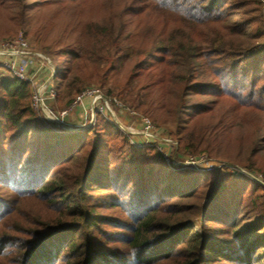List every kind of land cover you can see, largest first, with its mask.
Masks as SVG:
<instances>
[{"label": "trees", "instance_id": "1", "mask_svg": "<svg viewBox=\"0 0 264 264\" xmlns=\"http://www.w3.org/2000/svg\"><path fill=\"white\" fill-rule=\"evenodd\" d=\"M128 1L121 0L125 6L122 10L127 11L131 6ZM147 2H151L157 15H165L170 21H163L162 29L147 45H126L133 52L126 54L132 57V64L121 90L132 93L134 89H147L148 95L142 94V98L140 93L135 94L137 100L133 106L136 108L154 106L152 98L143 100V97L152 96L155 86L160 92L167 86L176 88L179 100L168 134L177 141L178 150L183 148L193 153L198 144L209 141L207 135L197 136L191 128L198 118L208 119L217 112L216 123L204 125L208 135L228 127L224 113L230 112L229 109L213 111V106L222 101L229 99L235 106L264 116L263 0ZM107 30L110 35L107 44L91 51H85L80 44L61 51L68 59L52 77L56 91L54 105L62 93L68 97L73 91L80 92L81 88L75 87L80 81L77 65L83 59L90 60L88 54L94 56L91 62L97 64L96 68H101L103 74L112 68L114 59H120L116 53L123 43L119 36L122 25L109 23ZM141 78L145 84L137 88V81L131 89L133 80ZM187 91L191 95H212L213 98L204 104L194 103L195 111L181 117L182 100ZM103 93L115 97L111 91ZM29 96L28 82L9 73L0 76V166L3 172L0 175V264L222 262L220 254L209 257L211 252L219 251L209 247L218 225L208 224L206 219L207 204L213 200V195L203 207L200 204L206 194L204 189L199 191V186L212 176V171L166 165L156 146H131L126 133L100 113H96L93 122L86 127L71 130L53 127L31 107ZM118 100L125 105L133 104L128 99ZM157 105L160 107L159 103ZM146 111L152 114L150 107H145ZM261 130L264 124L255 131L250 157L264 151ZM247 167L250 169L251 165ZM222 179L219 176L216 180L217 186ZM179 185L190 190L184 192ZM207 187H210L208 182ZM94 188L112 190L115 197L109 196L110 202L118 207L128 206L125 221L100 214L105 201L93 200ZM31 197L40 199L43 205L34 213L29 212L30 207H23V202ZM260 206V210H264ZM262 214L242 227L244 220L237 222L236 217H226L225 226H230V231L226 232L232 239L228 238L227 244L236 242L240 250L238 256L224 255L232 257L229 262L264 264V223L260 225V220L264 222V211ZM194 217L201 218L199 229H192L190 225ZM214 228L216 231L212 233L205 231ZM116 229L129 233H114ZM68 231L71 233L66 236ZM52 239H56L55 244L43 249ZM225 249L223 245L221 250Z\"/></svg>", "mask_w": 264, "mask_h": 264}, {"label": "rangeland", "instance_id": "2", "mask_svg": "<svg viewBox=\"0 0 264 264\" xmlns=\"http://www.w3.org/2000/svg\"><path fill=\"white\" fill-rule=\"evenodd\" d=\"M33 1L36 2L32 3ZM44 1L45 0H0V42L15 37H22L27 43L26 51L29 53L24 55L25 58H23L26 60V68L28 70L30 69L31 73L35 74L38 85L44 84L47 79H49L51 85H53L52 77L55 71L62 69L68 59L67 56H62L61 51L75 47L77 44L84 46L85 51H91L97 46L103 45V43L107 44L106 42L110 38L107 30L108 24L112 23L114 26H118V24L121 23L122 34L119 36L123 39V43L121 44L120 50L116 53V56L120 55V59H114L111 65L112 68H109V70L103 74L102 69H97V64L94 65L91 62L94 56L88 54L90 60H86L87 58L83 59L80 64L77 65V74L80 81H78L75 87L81 88V92L85 87L94 86L101 89L103 92L111 91L112 95L115 96V98L121 99V101L128 99L133 102L131 106L129 104H124V106L129 109L134 108L132 110H137V113L149 117L155 126L153 134L155 132V134H158L159 138L168 137L170 140L174 141L173 147L172 142H168V148H166V151L169 153L167 155L171 157L170 162H166L161 155L162 159L167 163H165L166 165L179 169L207 172L199 170L197 164H187L190 162L199 163L200 161L196 159L204 155L208 160L220 162L224 166L222 169L216 168L211 170L213 172L212 176L208 177L207 180L199 186V191L204 189V193L206 194L204 198L200 200V204L203 207L208 202L209 197L213 195V200L207 204L206 210L208 215L206 219L209 221L207 222L208 224L218 225V230L210 240L209 247H216L219 251L211 252L209 257H216V255L220 254V257H222L221 259H223L221 260L222 262H219L220 264H236L235 262H229L232 258L230 255L224 257L225 254L231 253L234 256H238L240 253L239 244L236 242H229L230 244H227V241H229L227 239H231V236L229 232H226L230 231V226H225L228 221L225 220L233 217L237 218V222L244 220L243 224L240 225V227H242V225H245L247 222L253 221V219L263 215L262 213L264 210H260V205L264 207V181L258 180L264 178V151L260 152L255 157H250L248 153L252 140L255 138V131L259 130V126L264 124V116L257 113L254 114L245 107L241 108L235 106V103L229 99L222 101V104L219 103V105L213 106V111L215 112L219 108L222 110L229 109L230 112L224 113L225 123L228 127L224 128V130L218 129L215 135H208L205 133L204 125L216 123L215 121L218 118L217 112L208 119L198 118L194 123L195 126L191 128L195 135L198 134L197 136L202 134L206 137L207 135L209 141H203L198 144L197 150L193 153L192 150L191 152L184 151L183 148L178 150L177 141L168 134V131L171 129L173 113L177 108L179 100L178 91L175 90L176 88L173 89L172 86H167L160 92L155 86L151 91L153 97H143V100L152 98L155 102L154 106L144 105L143 107H136L137 109L134 107L137 100L135 94L140 93L142 98V94L148 95L147 89H134L132 93L128 90H121V87L126 83L132 64V57L129 58L126 54H131L133 52L126 45L131 44V47L147 45L156 37L157 32L162 29L163 21L167 22L170 21V19L167 20L165 15H157L156 9L153 8L152 4H150L151 2H147V0H137L136 2L131 0L128 1V6H131L127 11L122 10L124 5L121 0ZM24 3H26V5ZM93 43H96V45H93ZM102 53L106 54V51ZM37 54L41 56L38 57ZM19 59L22 58L19 57ZM100 67H102V65ZM42 70H45L46 74L38 79L37 74ZM5 74L8 75L7 72H5ZM46 75H48L49 78L45 79ZM209 78L211 81L213 80V78ZM209 78L205 77V79ZM50 81L47 84L48 86L50 85ZM144 81L143 78L140 80H133L131 89L135 87L134 85L136 82L138 88L140 85L145 84ZM80 82H82V84H80ZM29 89L31 96L33 90H31L30 85ZM54 92L56 96L55 89ZM188 92L189 91L185 93V98L182 100L183 105H181V113L179 114L181 117H187L188 113L195 111L196 108H192L193 105H195L194 103L204 104L209 101L210 98H213L212 95L200 97L188 94ZM78 94H75L73 91L71 96L64 97L62 93L58 97L55 105L54 98L49 106L53 109L54 105V112H60L67 108ZM158 103L160 107L157 105ZM145 107H150L152 114L148 111L145 113ZM124 115L128 116V118H133L129 115L127 110L124 111ZM86 116L87 114L85 118ZM118 120L120 121L122 119L118 117ZM136 123L135 125L131 124V127L128 126L132 131L140 132L141 123L138 121ZM50 124L53 127H58L52 122H50ZM164 129H166V131H164ZM260 133H264V130H261ZM159 143L161 146L162 140ZM247 165H251V168L249 169ZM227 166L233 167V169H227ZM1 168L2 166H0V175L3 173ZM235 169L237 171H234ZM238 169L243 172L239 173ZM245 173H249V176L244 175ZM219 176L223 177V179L220 185L217 186L216 180ZM43 181L44 180H41V183ZM207 182L210 184V187H207ZM36 186H38V183ZM178 187L181 190L183 189L184 192L190 190L189 187L184 185H179ZM5 188L9 191L11 190V187L6 186ZM91 193L94 201H105L104 208L100 209L101 215L109 218H117L121 221L126 220L128 217V210H126V207L128 206H126V204L124 205V201L121 200V204H123L124 207L115 206L113 202H110L109 196L112 195L111 198L115 197L114 194H111L112 190L94 188ZM125 197H128L127 194ZM42 206L41 200L35 197H31L23 202V207H30L29 212L32 213L37 212ZM200 223L201 218L199 217H194L190 221L192 229H199ZM262 223L264 222L260 220V225ZM205 231H211L210 233H212L216 231V229H206ZM70 233L71 232L68 231L66 236ZM114 233L127 235L129 232L116 229ZM55 241L56 239L47 241L43 249L53 246ZM230 241H232V239ZM223 245H225L227 249L221 250ZM216 259L217 258H213V260Z\"/></svg>", "mask_w": 264, "mask_h": 264}, {"label": "built area", "instance_id": "3", "mask_svg": "<svg viewBox=\"0 0 264 264\" xmlns=\"http://www.w3.org/2000/svg\"><path fill=\"white\" fill-rule=\"evenodd\" d=\"M263 16H264V0H263ZM27 43L22 37H15L11 39H7L0 42V69L9 73L11 76L28 82L33 90L30 96V105L33 109L39 111L42 114V117L52 123L59 124L60 127L64 125L58 121L59 117L68 115L75 106L83 99L86 98L89 100L87 116L84 122L81 124V127H86L90 125L95 117L96 113L103 114L104 116L109 117L114 123H116L127 136V142L135 147L139 148L142 146H156L158 151L161 153L166 162H170V155L166 151L168 148V142H172V147L174 146V141L170 140L168 137H158V134H153V130L155 129L154 124L151 120L144 115L137 113L136 111L129 109L124 106L118 99L112 96L104 95L101 89L88 86L85 87L77 97L70 103V105L63 109L60 112H54L52 108H50L49 104L55 98L54 87L51 85V81L47 79L44 84L38 85L37 79L35 78V74L31 73L30 69L26 68V60L24 55L29 54L27 51ZM40 57V54H37ZM21 57L22 59H19ZM19 59V60H18ZM50 81V85L47 84ZM128 108V109H127ZM115 110H121L129 113L133 119H136L139 123H141V131L135 132L132 129L125 130L119 120L116 118ZM57 116V118H56ZM66 129H70V127L64 126ZM80 127V126H79ZM142 137V138H141ZM162 140V145L160 146V141ZM165 143V144H164ZM200 162H190L189 164H197V168L199 170L211 171L213 169H222L224 167L220 162L208 160L204 155L200 156L198 159ZM195 161V160H194ZM200 166V167H199ZM226 167V166H225ZM227 169H233V167L227 166ZM234 171H237L236 169ZM238 172H243L238 169ZM244 175L249 176V173H245ZM251 175V174H250ZM260 179V178H259ZM258 181H264V178H261Z\"/></svg>", "mask_w": 264, "mask_h": 264}, {"label": "crops", "instance_id": "4", "mask_svg": "<svg viewBox=\"0 0 264 264\" xmlns=\"http://www.w3.org/2000/svg\"><path fill=\"white\" fill-rule=\"evenodd\" d=\"M4 74H5V72L0 69V76L4 75ZM45 74H46L45 70H42L41 72H39L37 74L38 79L42 78ZM47 78H49L48 75H46L45 79H47ZM88 105H89V100L83 99L82 101L79 102V104L68 115L59 117L58 121L61 122V124L66 126V127H70L71 129H76L77 127L81 126V124L84 122L85 115L87 114V110H88L87 109ZM115 114H116L117 119H118V117L122 119L119 122L121 123L122 127L125 130H127L128 128L130 129L131 124L132 125L137 124L136 123L137 121H135L136 119L128 118V116L124 115V111L115 110ZM55 125L60 127L59 124L55 123ZM64 126L61 128L66 129Z\"/></svg>", "mask_w": 264, "mask_h": 264}]
</instances>
